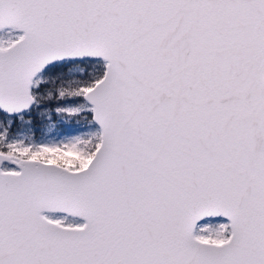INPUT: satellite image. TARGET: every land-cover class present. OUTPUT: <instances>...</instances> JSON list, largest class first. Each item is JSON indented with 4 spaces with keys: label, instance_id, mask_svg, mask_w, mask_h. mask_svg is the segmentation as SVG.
<instances>
[{
    "label": "snow or ice",
    "instance_id": "snow-or-ice-1",
    "mask_svg": "<svg viewBox=\"0 0 264 264\" xmlns=\"http://www.w3.org/2000/svg\"><path fill=\"white\" fill-rule=\"evenodd\" d=\"M0 264H264V0H0Z\"/></svg>",
    "mask_w": 264,
    "mask_h": 264
}]
</instances>
